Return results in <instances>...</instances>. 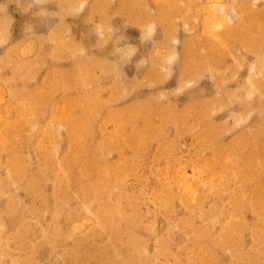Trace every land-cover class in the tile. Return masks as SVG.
<instances>
[{
  "label": "rangeland",
  "instance_id": "374dc122",
  "mask_svg": "<svg viewBox=\"0 0 264 264\" xmlns=\"http://www.w3.org/2000/svg\"><path fill=\"white\" fill-rule=\"evenodd\" d=\"M0 264H264V0H0Z\"/></svg>",
  "mask_w": 264,
  "mask_h": 264
}]
</instances>
